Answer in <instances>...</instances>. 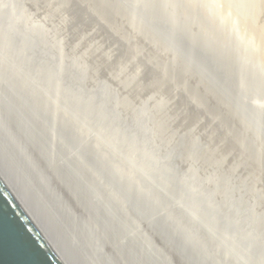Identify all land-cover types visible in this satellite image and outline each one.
<instances>
[{
  "label": "water",
  "instance_id": "water-1",
  "mask_svg": "<svg viewBox=\"0 0 264 264\" xmlns=\"http://www.w3.org/2000/svg\"><path fill=\"white\" fill-rule=\"evenodd\" d=\"M50 2L85 25L82 1ZM92 6L109 16L117 7L171 56L163 72L140 61L144 80L189 93L182 79L189 70L228 107L230 125L242 121L237 137L263 159L264 108L248 99L255 87L221 65L165 4ZM30 28L21 70L33 86L0 85V264H173L170 255L182 264H264V211L220 167H201L200 137L161 141L169 128L157 118L166 119L164 103L159 114L148 100L123 111L106 81L88 88V68L64 59L51 27Z\"/></svg>",
  "mask_w": 264,
  "mask_h": 264
},
{
  "label": "rangeland",
  "instance_id": "rangeland-1",
  "mask_svg": "<svg viewBox=\"0 0 264 264\" xmlns=\"http://www.w3.org/2000/svg\"><path fill=\"white\" fill-rule=\"evenodd\" d=\"M80 1L90 11V14H77L87 22L83 26L78 24L73 14H65V5L60 7L55 2H50L53 6L51 11L44 12L38 7V12L44 13L43 16L33 10L38 17L35 18L36 13L29 17L40 26L44 24L47 28V25H51V38L59 43L64 59H78L88 68V88L99 80L106 81L118 93L123 111H130L135 105L148 100L159 114L160 106L164 103L163 115L166 119L164 116L162 119L160 116L157 118L169 128H162L164 136L159 139L162 141L165 137L166 141H171L184 133L200 137L203 143L201 167L204 170L220 167L222 173L232 177L237 184L245 185L248 197L255 195L258 209L264 211V157L261 159L259 153L254 151L252 156L249 144L237 137L239 128H244L242 121L237 119V123L230 125V112L226 110L228 107L218 104L213 94L205 89L203 83L198 84L189 70L182 74L186 83L184 89H189V93L180 92L176 86H165L164 81L148 83L143 78L145 73L140 61H145L151 69L158 68L163 72L171 56L149 41L117 7L111 6L112 13L109 16L105 9L93 8L92 0ZM142 1L163 5V9L169 8L178 24L194 35L203 46L216 53V59L221 65L231 72L237 71L244 84L250 82L255 87L248 98L254 105L264 108V0ZM50 12L54 15L52 13L51 16ZM47 15L53 18L54 24ZM185 101H190L192 115L186 111ZM181 163L185 167L188 158L183 157ZM170 256L173 264H180L179 258L177 260L176 256Z\"/></svg>",
  "mask_w": 264,
  "mask_h": 264
},
{
  "label": "bare ground",
  "instance_id": "bare-ground-1",
  "mask_svg": "<svg viewBox=\"0 0 264 264\" xmlns=\"http://www.w3.org/2000/svg\"><path fill=\"white\" fill-rule=\"evenodd\" d=\"M39 6H40V9H43L44 10V12L45 11L46 12L49 11L51 9L50 0H0V85L12 86V85L17 84L16 87H15V88H17L20 85V83L22 82V84H25L27 86H33V84H32V79L33 78L31 77L30 72L29 71H26V73H23V71L21 70V68L23 66V60H24V63H25V61H28L29 60L30 53L28 51L27 44L29 43V38H28V35L29 34H28V32H29V30L31 28L28 29V27H29V25H30V27H33V21H35V19L34 20H29V19H32V18H30L28 16L35 15V13L40 10V9H38ZM29 7L32 10L29 9ZM33 10H35L36 12H34ZM57 11H59V10H57ZM52 13L50 12V15ZM58 13L60 14V11ZM58 13H56V14H58ZM42 14H44V13H42ZM42 14H40V15H42ZM50 15H47L48 19L52 16V15L51 16ZM53 15H54V13H53ZM37 17H38V14L35 16V18H37ZM46 18H44V19L46 20ZM44 19H43V21H44ZM36 20L38 21V19H36ZM40 20H42V19H40ZM50 20L49 21L54 24L53 18H50ZM28 21H29V23H28ZM45 22L46 23H49V22H47V20ZM26 25H28V26L25 29L24 26H26ZM43 25H41V26H43ZM49 27L47 25V28H49ZM51 33H50V35H51ZM29 36H30V40H31V33H30ZM260 45H261V43H260ZM213 47H215V46H213ZM215 49H219V48L218 47L217 48L215 47ZM227 49H228V47H227ZM225 55H227V53ZM236 57L238 58L239 56H236ZM230 65H231V63H230ZM235 65H236V63H235ZM231 69L233 70V68H231ZM238 75H239V73H238ZM23 79H25V81ZM0 94H2V93H0ZM2 96H5V95L3 94ZM248 99H250V98H248ZM110 252H111V250H110ZM113 256H114V254H113ZM177 260H178V257H177ZM177 263H178V261H177ZM180 264H182V262H180Z\"/></svg>",
  "mask_w": 264,
  "mask_h": 264
}]
</instances>
